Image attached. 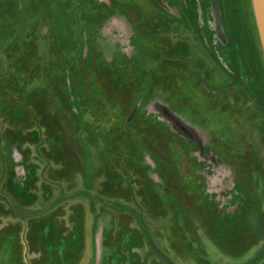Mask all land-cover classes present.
I'll list each match as a JSON object with an SVG mask.
<instances>
[{
  "label": "rangeland",
  "instance_id": "obj_1",
  "mask_svg": "<svg viewBox=\"0 0 264 264\" xmlns=\"http://www.w3.org/2000/svg\"><path fill=\"white\" fill-rule=\"evenodd\" d=\"M211 1L0 0V264H264V49Z\"/></svg>",
  "mask_w": 264,
  "mask_h": 264
},
{
  "label": "water",
  "instance_id": "obj_2",
  "mask_svg": "<svg viewBox=\"0 0 264 264\" xmlns=\"http://www.w3.org/2000/svg\"><path fill=\"white\" fill-rule=\"evenodd\" d=\"M261 42L264 49V0H253Z\"/></svg>",
  "mask_w": 264,
  "mask_h": 264
},
{
  "label": "flooded vegetation",
  "instance_id": "obj_3",
  "mask_svg": "<svg viewBox=\"0 0 264 264\" xmlns=\"http://www.w3.org/2000/svg\"><path fill=\"white\" fill-rule=\"evenodd\" d=\"M194 2H192V8H193V10H195V8H196V6H194L195 5V0H193ZM203 2H204V4H201V7L203 8V9H209L208 8V6L210 5V3H212V1L211 0H203ZM187 3H189V2H187ZM217 3H219V5L221 6V8H224L223 7V3H220L219 1L217 2ZM176 5H177V2H176ZM177 9H178V7L177 6H175ZM178 15H179V12H178ZM256 15V14H255ZM254 15V25H253V31L255 32V35L257 36V38H258V36H259V28H258V23H257V18H256V16ZM177 18V17H176ZM177 22H180L179 21V19L177 18V20H176ZM198 24H199V22H198ZM197 24V30H198V36H201V29H200V25H198ZM187 26H188V32L189 33H193L192 32V29H190V24H187ZM194 29V28H193Z\"/></svg>",
  "mask_w": 264,
  "mask_h": 264
}]
</instances>
